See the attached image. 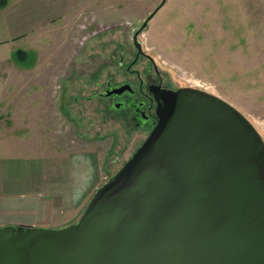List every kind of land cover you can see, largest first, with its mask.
Returning <instances> with one entry per match:
<instances>
[{
  "label": "rangeland",
  "instance_id": "rangeland-1",
  "mask_svg": "<svg viewBox=\"0 0 264 264\" xmlns=\"http://www.w3.org/2000/svg\"><path fill=\"white\" fill-rule=\"evenodd\" d=\"M51 1L49 28L20 41L22 50L0 55V99L2 92L16 96L19 108L0 120L11 117L9 135L29 137L31 150L61 164L74 150L96 152L100 189L149 135L128 127L117 101L108 104L103 95L109 82L133 81L140 91L147 73L175 90L220 97L264 138V0H167L139 36L141 56L134 36L163 0ZM20 125L27 132L16 131ZM29 177L2 181L14 185Z\"/></svg>",
  "mask_w": 264,
  "mask_h": 264
},
{
  "label": "water",
  "instance_id": "water-1",
  "mask_svg": "<svg viewBox=\"0 0 264 264\" xmlns=\"http://www.w3.org/2000/svg\"><path fill=\"white\" fill-rule=\"evenodd\" d=\"M166 2L136 32L138 56ZM154 99L156 127L79 222L0 228V264H264L259 130L200 89H158Z\"/></svg>",
  "mask_w": 264,
  "mask_h": 264
},
{
  "label": "crops",
  "instance_id": "crops-1",
  "mask_svg": "<svg viewBox=\"0 0 264 264\" xmlns=\"http://www.w3.org/2000/svg\"><path fill=\"white\" fill-rule=\"evenodd\" d=\"M51 2L9 0L7 7L0 9V55L22 50L20 41L26 38L29 41L36 33L49 28ZM1 94L4 95L0 99V117L18 111V104L12 100L16 96L6 95L7 92ZM2 110L5 112L2 113ZM21 110L27 114L34 109ZM7 120L9 122L11 117ZM8 122L6 119L0 120V228L12 226L61 230L74 225L100 187L102 175L97 153L74 150L61 164L63 159L54 158L43 151H33L32 145L27 147L29 137L16 139L9 135V132H14V124ZM27 130L28 126L20 125L16 131ZM16 140L18 143L14 142ZM19 140L23 142L22 145ZM24 164L25 169L21 166ZM6 175L30 177L27 181H14L15 184L11 185L2 181Z\"/></svg>",
  "mask_w": 264,
  "mask_h": 264
},
{
  "label": "flooded vegetation",
  "instance_id": "flooded-vegetation-1",
  "mask_svg": "<svg viewBox=\"0 0 264 264\" xmlns=\"http://www.w3.org/2000/svg\"><path fill=\"white\" fill-rule=\"evenodd\" d=\"M138 61V59H137ZM131 72V70H129ZM139 75V74H137ZM145 80L141 79L139 90L137 84L133 81L122 85L113 86L110 82L108 83L109 91L107 95H103L104 98L110 100L108 104H112V101L116 100L115 108L121 111L123 120L126 121L128 127L137 128L139 130L147 131L148 137L157 125L158 117L156 114L157 104L154 99V91L158 89L175 90L174 88L168 87L163 84L162 81L157 80L152 74L147 73ZM145 89H144V88ZM123 90V92L117 94H108L114 90ZM142 95L144 96L142 99ZM141 96V97H140ZM112 105H110L109 108Z\"/></svg>",
  "mask_w": 264,
  "mask_h": 264
},
{
  "label": "trees",
  "instance_id": "trees-1",
  "mask_svg": "<svg viewBox=\"0 0 264 264\" xmlns=\"http://www.w3.org/2000/svg\"><path fill=\"white\" fill-rule=\"evenodd\" d=\"M9 0H0V9L7 7Z\"/></svg>",
  "mask_w": 264,
  "mask_h": 264
}]
</instances>
